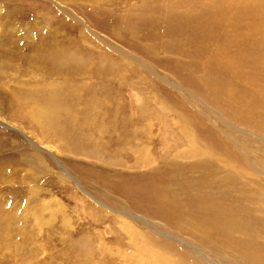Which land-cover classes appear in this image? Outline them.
Instances as JSON below:
<instances>
[{
	"label": "rangeland",
	"instance_id": "374dc122",
	"mask_svg": "<svg viewBox=\"0 0 264 264\" xmlns=\"http://www.w3.org/2000/svg\"><path fill=\"white\" fill-rule=\"evenodd\" d=\"M0 264H264V0H0Z\"/></svg>",
	"mask_w": 264,
	"mask_h": 264
}]
</instances>
